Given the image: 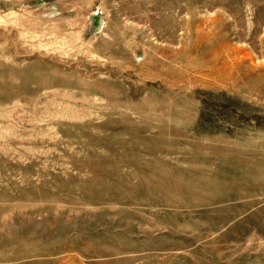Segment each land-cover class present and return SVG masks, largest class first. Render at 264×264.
I'll list each match as a JSON object with an SVG mask.
<instances>
[{"label":"rangeland","instance_id":"rangeland-1","mask_svg":"<svg viewBox=\"0 0 264 264\" xmlns=\"http://www.w3.org/2000/svg\"><path fill=\"white\" fill-rule=\"evenodd\" d=\"M0 264H264V0H0Z\"/></svg>","mask_w":264,"mask_h":264}]
</instances>
